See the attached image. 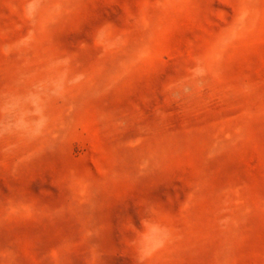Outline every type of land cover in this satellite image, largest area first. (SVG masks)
Segmentation results:
<instances>
[{
	"label": "rangeland",
	"instance_id": "rangeland-1",
	"mask_svg": "<svg viewBox=\"0 0 264 264\" xmlns=\"http://www.w3.org/2000/svg\"><path fill=\"white\" fill-rule=\"evenodd\" d=\"M0 264H264V0H0Z\"/></svg>",
	"mask_w": 264,
	"mask_h": 264
}]
</instances>
